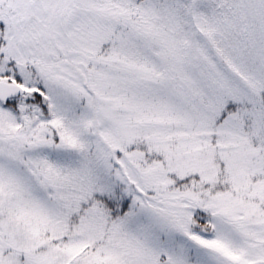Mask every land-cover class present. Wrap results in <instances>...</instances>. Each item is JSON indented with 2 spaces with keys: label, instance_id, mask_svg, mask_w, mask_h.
Segmentation results:
<instances>
[{
  "label": "snow or ice",
  "instance_id": "6c2138e0",
  "mask_svg": "<svg viewBox=\"0 0 264 264\" xmlns=\"http://www.w3.org/2000/svg\"><path fill=\"white\" fill-rule=\"evenodd\" d=\"M0 264H264V0H0Z\"/></svg>",
  "mask_w": 264,
  "mask_h": 264
}]
</instances>
